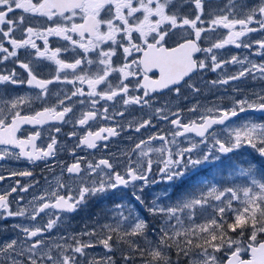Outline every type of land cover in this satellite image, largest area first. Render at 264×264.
I'll return each instance as SVG.
<instances>
[{
    "label": "snow or ice",
    "instance_id": "snow-or-ice-1",
    "mask_svg": "<svg viewBox=\"0 0 264 264\" xmlns=\"http://www.w3.org/2000/svg\"><path fill=\"white\" fill-rule=\"evenodd\" d=\"M184 7H190L191 14H183ZM17 10L21 15L13 17ZM25 14L43 17L52 23L40 27L25 26ZM54 18L62 22H56ZM220 29L226 30V35L213 39V34ZM16 32H20V38L15 36ZM175 32L185 35L175 46H166ZM253 33H264V0H257L252 5L244 0H228L223 6L214 7L212 0H188V3L184 0H0V63L12 60L27 73V78L21 79L15 68L0 72V85L26 84L37 90L34 99L44 104L51 94L50 85L67 84L74 88L70 94L57 95L54 105L44 106L31 115L22 114L20 108L30 103L33 97L17 96L3 101V107H0V146H3L0 147V160L13 155L15 159L25 158L30 162L55 157L56 135L49 137L46 148H40L36 144L41 136L39 130L23 139L17 136V132L22 125L66 121L75 110L73 97L88 98L87 110L82 109L73 117L76 125L87 128L72 149L74 155L76 148L96 149L99 142H105L103 146L107 148L109 139L124 131L122 123L91 130V121H114L116 117L122 119L125 116L124 111H116L114 107L110 115L108 102L119 100L125 108L129 105L152 107L153 94L168 90L180 96L185 85L199 94L201 89L196 83H189L192 77L203 71L222 70L228 64H239L241 68L225 78L211 81L212 85H228L230 81L246 77L264 79V62L256 63L247 57L241 59L238 55L223 59L217 54L226 46L255 48L257 54H264V37L248 39ZM50 37L60 38L66 45L52 48ZM38 40L43 41L42 48ZM205 42L208 46H202ZM21 50L30 59L21 60ZM68 52L73 54L71 61L62 58V54ZM134 53L140 55L130 59ZM198 53L204 54L202 59L197 58ZM118 55L123 61L119 65L114 61ZM42 61L55 66L50 78H41L35 71ZM153 70L158 71V78L149 75ZM114 74L115 84L111 79ZM137 77L139 79L133 84L130 78ZM83 85H87V92ZM133 92H142V95H133ZM100 101L105 102L102 108L98 107ZM78 103L84 105L85 100ZM154 110L156 116L170 123L174 130L167 134L155 132L136 142L129 152L124 153L127 163L123 171L117 170L118 165L111 162V158H102L96 163L89 161L84 168L81 157L71 164L61 162V174L54 177V185L50 183L27 204H21L24 198L20 197L14 209L9 197L18 189L27 192L34 185H21L17 180L10 191L0 193V218L28 216L34 222L41 214L49 216L46 222L31 227L13 225L23 239L18 236L0 243V264H80L79 257L85 256L86 250L96 243L111 252L114 237L127 244L130 252L138 253L142 264H173L170 257L173 248L177 260L183 255L189 258L188 264H264V240L259 239L264 236V173H260L257 179L255 165L249 162L247 168L241 167L242 183L226 186L200 176L203 169L214 167V162L220 161L222 156L245 146L264 158V122L234 121L242 113H264V90L235 99L230 107L193 105L187 111L199 115L186 123L182 120L183 109L166 112L165 107H156ZM133 124L139 133L153 127L152 117L129 122L127 127L132 128ZM214 126H224L226 135L222 138ZM60 131L59 127L55 129L56 133ZM187 133H195L200 139L181 147L176 138ZM68 135L77 137L78 134L72 131ZM157 140L161 146L153 147ZM171 145L176 146L175 150ZM201 145L205 148L201 149ZM11 148L19 151L13 153ZM152 154L157 156L155 161ZM133 155L138 158L133 160ZM154 163L159 165L155 170ZM65 172L68 180L64 179ZM9 175L31 177L33 174L19 171ZM194 177L197 183L170 205L161 206L156 200L148 202L144 198L150 185L164 183L174 186ZM5 178L0 175V181ZM130 185L133 189L131 196L152 216H166L182 225V215L186 214L192 220L198 212L211 209V213L201 223H193L189 228L166 224L158 230L153 229L155 240L147 241L142 247L137 238L147 240L148 221L134 215L136 208L131 201L115 200L116 194ZM105 197L113 198L112 207L118 210L115 226L103 224L100 233L95 227L86 228L71 237H61L62 244L52 245L43 238L63 221L62 214L75 213L91 199ZM49 210L55 211L49 214ZM122 224L128 227L122 229ZM237 232L239 238L234 239L231 234ZM99 236L102 238L95 242L91 239ZM82 237L90 239L84 241ZM244 253L249 254L247 259ZM133 258L123 256L125 264ZM88 264L114 262L111 256H107Z\"/></svg>",
    "mask_w": 264,
    "mask_h": 264
},
{
    "label": "flooded vegetation",
    "instance_id": "flooded-vegetation-1",
    "mask_svg": "<svg viewBox=\"0 0 264 264\" xmlns=\"http://www.w3.org/2000/svg\"><path fill=\"white\" fill-rule=\"evenodd\" d=\"M228 0H212V6L220 5L223 6L227 4ZM245 3L252 5L257 2V0H244ZM184 3H188V0H184ZM183 14H191L190 7L183 8ZM21 12L17 10L12 14L13 17H19ZM26 15V23L25 26L32 25L34 27L40 26H48L52 22L47 21L43 17H31ZM56 22H62L59 18H54ZM77 22H79L77 18ZM20 32H16L15 36L20 38ZM185 35L181 32H175L168 40V44L166 46L173 47L176 42L181 39V37ZM226 35V30L220 29L217 34H213V39L217 37L222 38ZM264 37V33H253L250 34L248 39L257 40ZM50 46L52 48L55 47H64L66 42L57 37L49 38ZM37 43L43 47V41L38 40ZM7 46V45H6ZM202 46H208V44L202 43ZM31 51V50H30ZM218 57L227 59L232 55H238L241 59L247 57L249 60L260 63L264 62V54H257L256 49H245L243 47L236 48L235 46H226L225 49H221L218 51ZM140 54H133L130 59H135ZM197 58L202 59L204 54L198 53L196 54ZM62 58L71 61L73 59V54L71 52L63 53ZM94 58V54H93ZM20 59L27 61L30 59L28 54L24 51H20ZM114 61L117 65L121 64L122 57L117 56L114 57ZM15 68L17 74L21 79L27 78V73L25 70L21 69L17 64H15L12 60L5 61L0 63V72H8ZM241 65L239 64H228L222 70H217L213 72L211 70L203 71L197 73L192 77V81L189 83L195 82L196 86L201 89L199 94L193 93L187 86H183L181 89V95L177 96L175 92H170L168 90H160L155 93L151 97L152 107L147 106H138V105H129L125 108L122 105V102L117 100L115 102H108L109 104V114H112L113 107L116 111H124L125 116L121 119L116 117L114 121L110 120H98L91 121L90 127L92 131H96L101 126H112L114 123H122L125 125L124 131L120 133L119 136L110 138L107 142L108 147L105 148L103 145L105 142H99V146L96 149H89L86 146H82L80 148L75 149V154L73 155L72 149L78 143V137L82 136L87 128H81L80 126L74 123L73 117L79 114V112L83 110H87V97H73V104L75 106L74 113L66 118V121H56L49 120L44 125H22L20 130L17 132V136L21 139L26 138L30 134H33L35 131L39 130L41 132V136L37 139L36 144L37 147L46 148L47 144L50 142L49 137L51 135H56L57 145H56V156L53 158H49L47 161H35L30 162L25 158L15 159L14 155L6 157L3 160H0V175H4L6 178L3 181H0V193H5L10 191V188L16 186V181L19 180L21 185H34L30 187L27 192H21L19 189L16 193H12L9 197L10 201L13 204V208L16 207V202L20 197H23V201L21 204H27L28 201L32 199L34 195H40L42 191L48 188L49 184L52 183L54 185V177L61 174V162L65 165L73 163L77 158H83L82 167L86 168L87 163L90 161L92 163L98 162L102 158H111V162L118 165L119 171H123L124 165L127 163L126 156L124 153L130 151V149L134 146L136 142L140 139L146 138L152 135L155 132H163L165 134L173 131V126L167 121L157 117L155 114L156 107H165L167 111H176L177 108L183 109L182 120L183 122H188L191 119H194L196 115L199 113L193 114L188 112L187 110L191 108L193 105L199 104L202 108H214L217 106L222 107H230L231 103L235 99H241L245 96H251L253 92H261L264 90V79L257 78L253 80L251 77H246L238 81H230L228 85H212L210 82L225 78L226 75H231L239 71ZM55 66L51 64V62L42 61L40 62L35 71L41 78H50L54 73ZM153 77V79L158 78L159 73L156 70H153L152 73L149 74ZM112 83H116V76L113 75ZM135 79L130 78L133 84L135 83ZM81 85H76V87H80ZM50 95L47 98V104H44L40 100L34 99L37 90L30 88L26 84L24 85H0V107H3V101L10 100L17 96H29L33 97L30 103L26 105H22L20 110L22 114H34L35 111L42 110L44 106H52L56 103V96L63 95L65 92L68 94L74 90L72 85L67 84H53L50 85ZM85 92L88 91L87 85L82 86ZM237 89L239 91H237ZM133 95H142V92H133ZM85 100L84 105H80L78 103L79 100ZM105 104L104 101H100L98 107H103ZM152 117L153 127L142 129L141 132L137 133L135 129V124H133L132 128H128L127 124L132 121H139L140 119H147ZM251 119L257 122H264V113L260 112H247L242 113L238 118H234V121L239 123L244 120ZM59 127L61 131L59 133L55 132V129ZM224 126H214V130L221 135ZM76 131L77 137H71L68 133ZM168 139L171 140L172 137L169 135ZM179 141V145L181 147L188 146L191 142H198L199 137L196 136L195 133H187L183 137L176 138ZM161 142L159 140L155 141L153 147H160ZM175 150V145H171ZM3 147V146H0ZM201 149H204L205 146L201 145ZM13 153L19 151L18 148H11ZM251 154V150L247 151ZM137 155H133L132 159L136 160ZM152 158L155 161L157 156L156 154H152ZM238 161L240 167L247 168L248 166V154L246 152H241L240 150H236L233 154H228L226 156H222L221 160L218 162H214V167L205 168L201 171L200 175L210 174L215 176H226L232 177L234 174L231 172L232 165ZM154 170L159 167L158 164L153 165ZM51 169V171L49 170ZM19 171H31V177H20L15 176L12 177L9 174L11 172H19ZM64 179L68 180V174L64 173ZM38 182V183H36ZM188 181L184 184H178L174 186H169L164 183L153 184L146 188L144 193V198L146 201L151 202L152 200L157 201V195L159 194H174L178 192H183L186 187H188ZM132 186L130 185L126 189H121L119 193L116 194L115 200L117 202L123 201H131V203L136 208V213L140 215L141 213L145 216L144 219H149L147 215V210L141 206L138 202L134 200L131 196ZM113 198L105 197V198H93L91 199L85 207L80 209L75 213L70 214H62L64 215V219L61 223H59L53 230L44 234V239H46L50 244L55 245L56 243H62L61 237H71L74 232L80 231L83 227H87L90 223L93 222H103L110 216H113L110 211H116L112 207ZM55 210H49V214L54 212ZM127 215V212H125ZM49 218L46 214H41L40 217L36 221H31L28 216L25 217H8V218H0V243L4 241L16 239L20 236L23 239L21 233L17 230L13 229V225L21 224L25 226H33V224H42L46 222ZM69 242H71L69 240Z\"/></svg>",
    "mask_w": 264,
    "mask_h": 264
},
{
    "label": "rangeland",
    "instance_id": "rangeland-1",
    "mask_svg": "<svg viewBox=\"0 0 264 264\" xmlns=\"http://www.w3.org/2000/svg\"><path fill=\"white\" fill-rule=\"evenodd\" d=\"M225 135H226V132H224L222 130V134L220 136L223 138V136H225ZM239 150L242 153L246 152L248 154V159L252 164L255 165V168L258 172L257 179H259L260 178L259 174L264 173V160H263V158H261L257 152H255L253 149H251L247 146H245L244 148L239 149ZM249 150H251V154H249L247 152ZM240 170H241V167H240L238 161H236L231 167V172L234 174V176H232V177H227V175L226 176H223V175L222 176L221 175L215 176L212 174H210L209 176H207L206 174L200 175V176L202 178H206L208 181L213 182V183H219V184H224L226 186H231L232 183H242L243 182L244 177L240 176ZM194 183H197V180L195 177L193 178V180L188 181L189 186L186 187V189L183 192H178V193H174V194H167L166 193V195L165 194L157 195V203L161 206L170 205V204L174 203ZM110 212L113 216H110L105 221L90 223L89 226L83 227L80 231L74 232L73 235L79 234L82 230H84L86 228H93V227H95L97 232L100 233L101 225L106 224V223L112 224L113 226H115L117 219H118V217L115 215L116 211H110ZM210 213H211V209H208V211L204 212V213L198 212L197 215L192 218V220H189L186 214L182 215L181 220L183 221V224L179 225V224H177V221L175 219L168 220L166 216H152L147 212V215L149 217L148 220L145 219L146 221H148V224H149L148 232L146 234L147 240H145L144 237H138L137 243H139L143 247L146 245L147 241H154L156 238V232H153V229L158 230L160 227H162L166 224L175 225L178 228L179 227L189 228L193 225V223H195V224L201 223L205 218H207V216ZM137 215H139V214L137 213ZM139 216L143 219L145 218V216L142 213ZM228 218H229V220L231 219L230 213H229ZM127 227H128L127 224H122V229H126ZM237 234H234V236H233L234 239L239 238V235H237ZM99 238H102V236L91 238V239H93V241L95 242ZM82 239L84 241H87L90 238L89 237H82ZM244 239L246 241L247 233L245 234ZM259 239H264V236H260ZM62 243H64V241ZM69 243H71V242H69ZM112 244H113V250L111 252H108V250L105 249L102 245H100L99 243H96L94 247L86 250L85 256L79 257L80 264H88V262L91 260H99L101 258H106L107 256H111L114 264H125V261L123 259L124 255H131L134 257L132 260L128 261L127 264H142V260L139 258V254L130 252L127 244L121 243L115 237L113 238ZM244 254H246V253H244Z\"/></svg>",
    "mask_w": 264,
    "mask_h": 264
},
{
    "label": "trees",
    "instance_id": "trees-1",
    "mask_svg": "<svg viewBox=\"0 0 264 264\" xmlns=\"http://www.w3.org/2000/svg\"><path fill=\"white\" fill-rule=\"evenodd\" d=\"M237 233H232L231 235L234 236V234H237ZM237 235H239V234H237ZM170 257H171V260L173 261V264H188L189 258L185 257L183 255H180L179 259L177 260V254H176V250L174 248L172 249V251L170 253Z\"/></svg>",
    "mask_w": 264,
    "mask_h": 264
},
{
    "label": "water",
    "instance_id": "water-1",
    "mask_svg": "<svg viewBox=\"0 0 264 264\" xmlns=\"http://www.w3.org/2000/svg\"><path fill=\"white\" fill-rule=\"evenodd\" d=\"M249 255V254H248ZM245 259H247V258H245Z\"/></svg>",
    "mask_w": 264,
    "mask_h": 264
}]
</instances>
